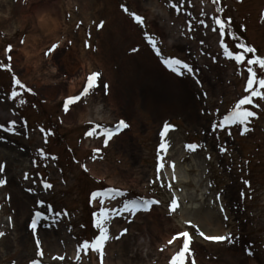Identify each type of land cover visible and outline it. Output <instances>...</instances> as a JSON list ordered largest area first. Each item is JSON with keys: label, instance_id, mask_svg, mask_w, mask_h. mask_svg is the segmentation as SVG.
Masks as SVG:
<instances>
[{"label": "rangeland", "instance_id": "374dc122", "mask_svg": "<svg viewBox=\"0 0 264 264\" xmlns=\"http://www.w3.org/2000/svg\"><path fill=\"white\" fill-rule=\"evenodd\" d=\"M263 9L264 0H0V65L10 66L0 67V123L16 121L14 134L0 130V264H101L99 253L81 245L98 235L100 204L92 193L107 186L123 195L105 207L122 215L107 226L112 238L103 264H170L180 241H169L184 229L193 237L185 264H264V99L242 106L257 113L250 131L213 128L248 95L244 65L226 58L223 45L239 51L238 32L256 50L248 56L264 58ZM216 17L225 22L224 35ZM120 28L136 33V51L121 43ZM161 58L180 59L193 71L177 75ZM93 73L97 86L65 113L61 102L82 92ZM119 121L128 128L107 146L102 135H88L95 125ZM165 123L172 127L162 137ZM169 152L187 181L164 176L174 168ZM173 191L185 198L183 216ZM150 196L162 202L151 212L123 211L125 201ZM36 212L43 218L33 232ZM201 232L232 239L209 244Z\"/></svg>", "mask_w": 264, "mask_h": 264}, {"label": "snow or ice", "instance_id": "6c2138e0", "mask_svg": "<svg viewBox=\"0 0 264 264\" xmlns=\"http://www.w3.org/2000/svg\"><path fill=\"white\" fill-rule=\"evenodd\" d=\"M213 2H217V0H213ZM171 7L174 9H177V4L173 2L171 4ZM121 8L126 13H129V15L132 17L134 22H136L138 25L143 26L144 25V17L137 14L136 12H129V9L121 5ZM215 24L218 25L220 35H224L225 31V22L222 21L219 17H216L214 20ZM203 24L204 22L201 21ZM103 22L101 21L100 25L98 27H102ZM191 26L189 25V29ZM213 31H216V29H213ZM148 45L151 46L152 50L155 52V54L158 57H161V50L157 46V41L152 37L149 36L147 32L144 33ZM23 42V41H22ZM57 46L53 45L52 48H50L48 51L52 52L55 50ZM239 51H230L229 47L227 45H223V55L230 59L234 60L237 65H244V68L246 70V88L245 91L248 93V95L243 96L241 99L238 100L237 104L235 105L233 111L228 115L225 116L223 121L220 122L217 125H213V128H224L226 125H232L237 124L242 126L241 134H244L245 132L250 131L249 124L251 122V118L256 117L257 113L248 107H242L245 105H252L253 108L259 107L260 105L256 103L253 98L254 97H260L261 99H264V75L258 74L264 73V58H261L259 56L253 55L251 57L248 56L249 53H255L256 50L252 47H249L247 45H239ZM12 46L8 45L6 51H11ZM135 51V49H134ZM47 54V53H46ZM9 61L11 60V57H8ZM246 61V64H245ZM161 63L170 71L173 73H176L177 75H182L183 72L181 69L191 73L193 71L192 67L185 63L184 61L177 59V58H161ZM0 67H9L6 65H0ZM99 76V73H93L87 78V83L84 86L82 92L79 95L76 96H70L67 97L65 100V103L63 105L64 112L67 113L70 111V105L75 104L78 102L82 96H87L91 89L97 86L95 81L97 80V77ZM14 82L16 85H18L20 88H24L25 86L21 83V81L13 77ZM28 91H32L31 89H28ZM18 95L17 92L13 91L12 96L15 98ZM11 127L5 128V125L3 123H0V130H5L9 133H15V124L16 121L12 119L10 121ZM128 125L124 121H120L119 124L116 126L115 129L111 128H103L101 125H95V128L93 130H90L88 132V135H102L104 137V144L107 146L108 141L116 134L118 133L121 128H126ZM172 127L171 125H168L165 123L164 125V131L161 133V136L163 137L164 134L167 132V130ZM99 130L96 132V130ZM230 134V133H229ZM189 149L194 150L196 148L195 145H187ZM160 148L163 150L165 149L164 143H161ZM94 151H100V149H95ZM174 167V164L172 165ZM2 170V169H0ZM87 170V169H85ZM5 183V181H0V184ZM247 183V181L245 182ZM46 187H51V185H46ZM123 195L122 192L118 189H110L108 191H97L92 193V199L95 201L97 198H99V204L100 209L99 212L95 215L97 216L96 220V228L98 229V235L95 236V238L89 242L85 240L81 247L84 250L91 249L92 251H95L99 253L101 258V264H103V257H104V249L105 245L108 243L110 237V233L108 232V224L109 222L115 217V215H122V212L119 209H110L105 207V202L107 200L116 199L118 196ZM41 204H43V201H40ZM155 203L152 200L148 199H141V200H129L125 201L123 203V211L128 212L131 215H136V213L141 211H148L150 210V206ZM172 204L175 205L176 201L173 200ZM221 211H224L223 208H221ZM43 218V214L41 212H36L35 217L31 220L30 227L32 228L33 232L36 231L38 227V222L40 219ZM225 219H227V216H225ZM190 223V222H189ZM128 231L127 228H124L120 234L114 238L119 239L121 236L124 235ZM4 233L0 232V236H3ZM200 235H204L203 232L200 233ZM178 237H183V244L181 250H179L175 255L172 256L170 264H185V255L190 251L189 249V233L187 231L177 233L172 240L169 241V243H172L173 240H176ZM205 239L216 241V242H224V241H231V236H206ZM37 247L39 248L40 241L37 239L36 241ZM251 255V251L248 253ZM38 255L42 256L43 252L40 251ZM60 259H63V257H59ZM31 264H39V261H32ZM194 264V262H193Z\"/></svg>", "mask_w": 264, "mask_h": 264}, {"label": "bare ground", "instance_id": "6f19581e", "mask_svg": "<svg viewBox=\"0 0 264 264\" xmlns=\"http://www.w3.org/2000/svg\"><path fill=\"white\" fill-rule=\"evenodd\" d=\"M44 9H47L46 8V5H45V8ZM43 9V10H44ZM165 11V13H167L166 12V10H164ZM54 25V24H53ZM119 31L120 32H117V34L120 36V40H121V43H124V42H128V44L129 45H132L133 47L131 48V49H129V51H133L134 49H135V51L138 49V47H140V45L137 43L138 41L136 40V39H134V37H133V35L134 36H136L137 37V35H136V33H132L131 34V32H129V30H127L126 28H120L119 29ZM104 46H102V48H101V50H100V52H99V54L101 53L102 54V56H103V53H104ZM29 56H30V54H28ZM28 59H29V57L28 56H26ZM147 61L145 60L143 63H141V66L143 67V65L146 63ZM144 67H145V65H144ZM164 72H165V75H163V77H166L167 78V72L164 70ZM168 76H169V78L168 79H170V76L171 77H173L171 74L169 75L168 74ZM166 84V83H165ZM73 86H75V84L73 85ZM183 90H186V89H183ZM151 91H152V93H151ZM150 93H151V95L152 94H154L155 96H157L158 94H157V92L155 91V89H153V90H151L150 89V91H149ZM162 93H165V88H164V86L162 87V89H160V91H159V95H161ZM71 96V95H70ZM125 131V130H124ZM123 131V132H124ZM123 135V133H121L120 134V136H122ZM178 163H176L175 162V165H177ZM179 166H177V167H175L172 171H167V175L169 176V177H171V175H175V176H177V178H178V181L180 182V181H182V182H184V181H187L188 179H187V176L186 175H182V174H180V172H179ZM93 172V171H92ZM198 182V180H195L194 181V183H197ZM174 195H175V197L177 198V199H179V202H180V204H181V207H180V209H179V213H180V215H182L183 216V211H184V207L182 206V203L181 202H185V198L184 197H182L181 195H179V194H175L174 193ZM198 197V199L199 200H201L202 198H201V195H198L197 196ZM191 207L192 208H194V209H197L198 207H199V204H194L193 206H192V204H191ZM191 208V209H192ZM155 209V208H154ZM137 223V222H136ZM132 229V228H131ZM206 229L207 230H209L207 227H206ZM120 245H121V243H119L118 245H116L117 247H120ZM137 246H139V247H141V245H137ZM116 248V247H115ZM108 264H122L120 261H118V262H113L112 260H108Z\"/></svg>", "mask_w": 264, "mask_h": 264}]
</instances>
